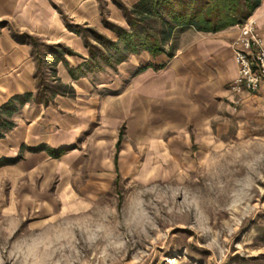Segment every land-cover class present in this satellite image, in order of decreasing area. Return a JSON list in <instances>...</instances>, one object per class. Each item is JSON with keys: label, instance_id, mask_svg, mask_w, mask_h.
Returning a JSON list of instances; mask_svg holds the SVG:
<instances>
[{"label": "crops", "instance_id": "obj_1", "mask_svg": "<svg viewBox=\"0 0 264 264\" xmlns=\"http://www.w3.org/2000/svg\"><path fill=\"white\" fill-rule=\"evenodd\" d=\"M139 1L0 0V105L36 91V61L31 44L17 37L21 34L74 52L50 60L56 78L75 90L71 96L58 94L47 106L27 102L13 116L15 126L0 139L5 160L0 178L2 169L11 167L15 187L22 178L17 171L25 168L32 187L36 178L47 185V167L61 163L70 173L67 185L76 184L83 169L93 184L97 178L103 184L117 168L180 166L264 121V83L255 92L231 90L238 74L232 41L239 23L216 32L187 27L173 49L170 43L157 55L133 53L114 68L106 65L74 78L71 70L87 60L89 49L83 34L69 26L118 39L105 27L104 16L127 27L124 8ZM249 18L264 40V0ZM65 148L60 156L52 154Z\"/></svg>", "mask_w": 264, "mask_h": 264}, {"label": "rangeland", "instance_id": "obj_2", "mask_svg": "<svg viewBox=\"0 0 264 264\" xmlns=\"http://www.w3.org/2000/svg\"><path fill=\"white\" fill-rule=\"evenodd\" d=\"M20 41L32 46L36 89L42 77L61 82L46 42ZM223 141L177 167L117 168L103 184L83 169L69 186L50 163L47 185L32 187L24 168L13 187L2 169L0 264H264V121Z\"/></svg>", "mask_w": 264, "mask_h": 264}, {"label": "trees", "instance_id": "obj_3", "mask_svg": "<svg viewBox=\"0 0 264 264\" xmlns=\"http://www.w3.org/2000/svg\"><path fill=\"white\" fill-rule=\"evenodd\" d=\"M260 2L261 0H140L132 8H124L129 27L115 24L104 16V25L118 35L117 40L91 27L70 25L72 30L83 34L89 48L87 60L77 69H72L71 73L74 78H78L87 71L101 69L104 63L116 67L130 54L144 50L157 55L164 52L170 43L173 49L177 34L183 29L194 27L198 31H219L249 18ZM91 36L97 43L90 39ZM17 37L21 40L34 39L28 34ZM43 45L49 53L56 55L55 61L63 58L66 53H74L62 44ZM33 55H38L34 47ZM38 62L37 74L42 73L41 58ZM74 93L75 90L70 84H51L43 77L40 78L35 92L12 96L9 101L0 105V139L15 126L13 116L27 102L35 101L47 106L58 94L71 96ZM66 149L52 151V154L60 156Z\"/></svg>", "mask_w": 264, "mask_h": 264}, {"label": "built area", "instance_id": "obj_4", "mask_svg": "<svg viewBox=\"0 0 264 264\" xmlns=\"http://www.w3.org/2000/svg\"><path fill=\"white\" fill-rule=\"evenodd\" d=\"M238 27L239 36L232 41L238 74L231 90L255 92L264 83V40L254 20L247 18Z\"/></svg>", "mask_w": 264, "mask_h": 264}]
</instances>
